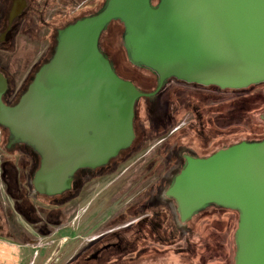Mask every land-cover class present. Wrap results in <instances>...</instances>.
<instances>
[{"label":"water","instance_id":"water-1","mask_svg":"<svg viewBox=\"0 0 264 264\" xmlns=\"http://www.w3.org/2000/svg\"><path fill=\"white\" fill-rule=\"evenodd\" d=\"M113 22L124 26L130 63L157 74L154 92L122 79L101 50ZM170 79L222 90L264 84V0H106L58 31L51 58L13 106L0 72V127L10 145L40 157L35 192L60 196L79 170L105 167L132 146L138 102ZM185 160L166 192L181 222L211 205L236 211L235 264H264V139Z\"/></svg>","mask_w":264,"mask_h":264},{"label":"rangeland","instance_id":"rangeland-1","mask_svg":"<svg viewBox=\"0 0 264 264\" xmlns=\"http://www.w3.org/2000/svg\"><path fill=\"white\" fill-rule=\"evenodd\" d=\"M77 2L79 5L81 0ZM103 3L104 0H88L76 13H69L70 16L62 19L60 26L65 27L80 19L87 9L88 13L98 11ZM39 33L43 37L40 42L32 43L28 38L20 37L19 49L13 55L0 51V64L15 75L14 80H9L10 93L5 98L9 105H13L26 90L31 81L26 76L33 63L44 52L42 59L50 54L49 41L54 31L46 28ZM123 33V24L113 22L101 38L102 50L122 79L133 81L141 92H154L156 76L152 71L130 63ZM14 91L17 94L11 96ZM134 129V151H140V154L126 161L123 168L136 167L133 164L135 160L146 155L151 161L150 167L157 172L158 168L171 166V154L174 167L177 160L181 164L178 166L180 169L185 155L205 157L238 142L264 139V84L220 93L201 85L172 81L152 100L143 98L138 102ZM8 139L9 132L0 127V264H234V235L238 229L239 214L228 210L219 213L209 208L178 227L177 203L163 198L170 178L176 174L167 179L156 176L151 186L142 183L134 189L129 185L102 183L94 195L79 201L75 225L74 220L71 221L73 211L67 216L70 222L67 219V223L56 225L47 214L58 204H63L65 209L74 206L77 203L74 196L69 193L64 199L55 201L58 202L56 204L35 194L32 182L39 163L36 165V159L26 154L29 152L24 148L8 149ZM7 160H12L19 170L21 183L27 191L24 197L31 205L48 209L40 213L39 223H32L29 217H23L25 203L20 197L16 200L21 201V212H14L16 203L6 192L2 176V163ZM82 180L85 187L88 184L86 177ZM122 190L124 198H119L120 202L116 203ZM92 199L94 202L89 206ZM138 199L142 204H150L152 212L156 213L153 219L158 224L157 232L151 227L148 230L147 225L137 219L143 212L135 214L125 208ZM93 209L95 216H91ZM119 213L124 217L121 223L111 224L110 217ZM138 220L142 222L141 230L127 228L119 236L100 243L104 246L108 242H116L119 245L117 248H120L115 249L120 252H107L102 258L100 256V262L95 260V254L91 256L95 250L94 240L100 234ZM45 227L49 229L47 232Z\"/></svg>","mask_w":264,"mask_h":264},{"label":"flooded vegetation","instance_id":"flooded-vegetation-1","mask_svg":"<svg viewBox=\"0 0 264 264\" xmlns=\"http://www.w3.org/2000/svg\"><path fill=\"white\" fill-rule=\"evenodd\" d=\"M63 1H66V2H63ZM105 2H106V0H104L102 7L94 13L93 12L88 13L89 11H87L88 9L85 7L87 10L85 11V15L83 17L98 13L103 8ZM87 3H88V0H81L79 5H78L77 0H0V51H4L8 55L15 54L19 49L18 42H19L20 37H26L32 43L40 42L43 40V37L40 36L39 32L41 31V29L47 28L50 31L53 30L54 33L52 35L51 40L49 41L50 42V48H51L50 54H48V56L46 55L45 56L46 58L45 57L43 58L44 63H45L46 61H48L51 58V56L55 50L56 43H57L58 31L61 30L62 28H64V27L60 26L61 20L64 18H67L68 15L70 16L69 13H71V14L76 13L80 8H82ZM13 11L20 12V13L18 15H16L11 22L10 21L11 13ZM29 12H32V14L28 15ZM83 17H81V18H83ZM68 25H66V26H68ZM31 31H34V33H36V34L31 33ZM44 54H45V52L43 53V55ZM43 55L40 57V59L37 62H34L33 65L29 68L27 76H26V78H28L29 80H32L34 78V76L36 75V73L38 72L40 67L44 64L43 59H42ZM41 59H42V61H40ZM139 68H141V67H139ZM145 69H147V68H145ZM0 72L5 75V77L8 80V84H9V80H14L15 75L14 74L11 75L9 69L6 68V66H4L2 64H0ZM152 73H154V75L156 76V87H155V90H156V88L158 86L159 78L155 72L152 71ZM128 81H130L134 84L133 81H131V80H128ZM172 81H176L179 83L181 82V81H178L176 79H170L165 83V85L163 86L161 91L164 90V88L169 83H171ZM150 93H152V92H150ZM13 94L15 95V94H17V92L14 91V93H12L11 96ZM156 96H154L152 98H155ZM6 104L9 105L8 103H6ZM10 106H13V105H10ZM255 141H258V140H255ZM134 142H135V140H134ZM134 142L129 149L122 151L119 154V156L117 158L111 160L107 166L102 167V168H97V169L79 170L74 176L72 189L70 191L65 192L64 194H62L60 196H56V197L40 196V197H43V198H46L49 200H53V203L57 204L58 202H55V201H59L60 199H64L67 194L71 193V195L74 196L73 199H75V202H77V203H74L75 204L74 206L73 205L69 206V208H66V209L63 206V204H58V205L54 204L55 207L53 206L51 208L52 209L51 213L47 214V215H49L51 221L54 222L56 225H59V224L62 225L64 223H67L66 222L68 219L67 216L70 214L71 211H73V213H72L73 215L71 216V221L74 220L73 224L75 225V222L78 219L77 218L78 216H76L77 215L76 213L78 211V208H77L78 204L80 202H82V200L89 198L92 195H94L97 191V187L102 183L109 182L110 184L116 183V184L123 185V186L129 185L131 187V189H134L135 187L141 185L142 183H144V184L148 183V185L150 184V186H151L156 181V176H165V179H167L169 176H174L175 174L176 175L179 174L180 171L182 170V168L185 164V161H186L185 158L187 157V155H185L182 158L184 160V163L182 164L180 169L178 166H180L181 164H179V162H177V160H176V163H177L176 167H174V165H173L174 158L172 157L171 154L169 157L170 158L169 161H171V163H172L171 166L170 167L167 166L164 168H158L157 172L153 167H150L151 161H149L147 159L146 155H142L135 160V162L133 164L136 167L123 168V164L126 161H128V160L131 161L137 155L140 154L139 153L140 151L139 152L134 151V146H135ZM247 142H254V141H247ZM238 143H240V142H238ZM235 144H237V143H235ZM11 147L24 148L26 151L29 152L26 154H30V156L35 158L36 159V165L39 163V166H40V157L38 156L37 153L33 152L31 150V148H29L28 146L21 145V144L10 145L9 139H8V149H11ZM222 149H224V148H222ZM210 155H212V154H210ZM210 155H208V156H210ZM208 156L200 157V156L192 155L191 157L206 158ZM168 165H170V163H168ZM84 176L86 177V180L88 182V184L85 187H84L83 180H82V178ZM19 179H20L19 170L17 168L10 167L8 170V184H7L8 185V193H9V197H11L12 201H14V204L16 203V208L13 209L14 212H16V213H17V210L19 212H21V201L16 200L17 197H20V199H21L20 190L17 186L20 182ZM173 179H174V177H172V179L170 178L169 187L171 186ZM167 190L165 191L163 198H165L164 199L165 201H172L173 199L166 196ZM123 192L124 191L122 190L121 194L117 195L116 203L119 201V198H120V200L122 198H124ZM99 195L100 194H97V196H99ZM21 200H23L25 203V204H23L24 207H22L23 217H25V218L29 217V220L32 223H34V222L39 223L41 221L40 217L42 216V215L40 216V213H45L46 210H48V209H43L41 207H39V208L35 207L36 205H28V202L25 198L21 199ZM114 200H115V198H114ZM93 202H94V199H92V202L89 206H92ZM74 207H75V210H74ZM125 208L128 209L129 211L132 210L133 213H135V214L143 212L144 214L139 216V218H137V219H141L143 221V223L145 225H147L146 227L148 228V230L152 228L154 232H157L156 227L158 226V224H157V222H154V219H153V215H156V213L155 214L153 213L154 211L151 210L150 204H142L141 200L138 199L135 202L128 204ZM125 208H124V210H125ZM94 211H95V209L92 210L93 214L91 216H95ZM114 218H117V219L115 220ZM123 218H124L123 215L122 214L120 215V213H119L118 215L111 216L109 222H111V224H114V222L121 223V220ZM69 219H68V222H70ZM141 224H142V222L140 220L132 221V223L127 224L124 227H121V228L120 227H117V228L114 227L108 233L100 234V236L94 240L95 245L93 247H95V250L91 252V256L95 254V256H96L95 260H97V262H100L102 256L105 253L110 252V251L120 252V251H117V250H119L120 247L117 248L119 245L116 242H108L104 246H101L100 243L104 239L109 240L110 237L115 238L116 236H119L121 234L120 232L122 230L127 229V228H133V230L137 229V228L140 229ZM44 230H45V232H47V230H49V229H47L45 227ZM100 256H101V258H100Z\"/></svg>","mask_w":264,"mask_h":264},{"label":"trees","instance_id":"trees-1","mask_svg":"<svg viewBox=\"0 0 264 264\" xmlns=\"http://www.w3.org/2000/svg\"><path fill=\"white\" fill-rule=\"evenodd\" d=\"M103 36V35H102ZM100 47H101V42H100ZM101 50H102V47H101ZM103 51V50H102ZM103 53H105L104 51H103ZM106 54V53H105ZM107 55V54H106ZM47 62V61H46ZM45 62V63H46ZM44 63V64H45ZM33 80V79H32ZM32 80L30 81V83L32 82ZM29 83V84H30ZM29 84H28V86H29ZM190 85H194V86H198V85H196V84H190ZM260 85V84H259ZM28 86H27V88H28ZM255 86V85H254ZM203 87H205V86H203ZM27 88H26V90H27ZM205 88H212V89H216V90H218V92H220V93H224V92H227V91H231V90H222V89H220V88H218V87H215V86H210V87H205ZM25 90V91H26ZM24 91V92H25ZM9 92H7L6 93V95L4 96V102L6 103V97H7V94H8ZM21 97V96H20ZM149 100H152L153 98H148ZM19 101V99L13 104V105H15L17 102ZM6 130V129H5ZM263 140V139H262ZM258 141H261V140H258ZM32 150V149H31ZM33 151V150H32ZM34 152V151H33ZM10 167H13V168H16L13 164H12V160H7V161H5V162H3L2 163V175H3V182H4V185H5V187H6V192L8 193V170H9V168ZM20 180V182H19V184L17 185L18 186V188H19V190H20V194H21V199H26L27 200V202H28V205H31L30 204V201H28V199H27V197H24V196H26V193H27V191H26V187H25V185L24 184H22L21 183V179H19ZM33 189H34V187H33ZM34 193L35 194H37L36 192H35V190H34ZM24 197V198H23ZM209 208H214V210H217V212H224V211H227L228 209H224V208H221V207H218V206H215V205H211V206H209V207H207L206 209H204L203 211H206V210H208ZM228 211H232V212H236V211H233V210H228ZM178 222H177V225H178V227L179 226H183V224L184 223H182L181 222V220H180V218H178V220H177ZM237 232V231H236ZM236 232H235V235H236ZM235 235H234V240H235ZM235 244H236V240H235ZM236 252H237V244H236ZM235 256H236V253H235ZM236 263V261H235V259H234V264Z\"/></svg>","mask_w":264,"mask_h":264}]
</instances>
